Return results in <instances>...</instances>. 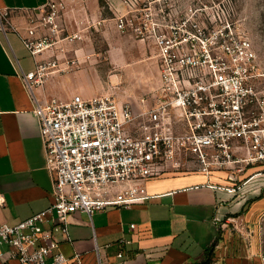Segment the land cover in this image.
Listing matches in <instances>:
<instances>
[{
  "label": "built area",
  "instance_id": "built-area-1",
  "mask_svg": "<svg viewBox=\"0 0 264 264\" xmlns=\"http://www.w3.org/2000/svg\"><path fill=\"white\" fill-rule=\"evenodd\" d=\"M121 2L126 11L112 18L117 30L152 45L158 61L160 87L138 111L107 95L38 100L34 91L48 76L80 67L67 49L82 35L64 34L65 0H49L28 16L22 40L34 59L63 44V54L37 62V71L24 76L34 96L54 203L15 226L0 225V246L9 248L0 252L3 263L68 264L46 224L68 234V220L77 212L92 218L110 208L144 205L151 198L147 181L170 171L194 168L209 176L240 163L264 165V91L254 85L260 65L253 42L234 20V1ZM9 16V9L0 8L4 31ZM128 244L118 243L121 264H127ZM97 252L98 264H106ZM74 260L83 264L80 254Z\"/></svg>",
  "mask_w": 264,
  "mask_h": 264
},
{
  "label": "crops",
  "instance_id": "crops-1",
  "mask_svg": "<svg viewBox=\"0 0 264 264\" xmlns=\"http://www.w3.org/2000/svg\"><path fill=\"white\" fill-rule=\"evenodd\" d=\"M48 1L0 0V8L10 10L8 29L2 30L0 24V225L15 226L54 203L53 179L33 113L34 96L24 76L37 71V62L63 54L59 50L63 44L36 60L22 40L29 26L28 16ZM65 1L64 34L79 31L82 40L87 25L92 27L95 21L104 20V31L111 27L114 13L126 11L121 0H106L110 18L104 14L100 0ZM114 28L117 30L115 23ZM105 42L108 67L101 68L99 56L93 55L95 50L83 48L78 41L67 54L70 51L69 56L78 57L80 67L75 72L48 76L35 89V97L44 101L107 95L140 110L141 101L151 100L160 87L158 61L145 54L127 53L129 44L119 45L106 34ZM104 79L109 84L121 81L125 90L116 92ZM261 178V164L238 171L215 170L209 176L194 168L170 171L147 181L151 198L144 205L110 208L92 218L77 212L68 220V234L51 224L44 229L53 230L58 251L70 259L68 264H77L76 254L82 255L83 264H98V250L106 264H121L117 252L122 239L131 241L126 245L127 264H263L261 250L244 232V225L264 214V185L256 183ZM228 188L240 190L231 194ZM131 225L136 228L131 229ZM8 249L0 246V252ZM0 264L20 263L10 260Z\"/></svg>",
  "mask_w": 264,
  "mask_h": 264
},
{
  "label": "rangeland",
  "instance_id": "rangeland-1",
  "mask_svg": "<svg viewBox=\"0 0 264 264\" xmlns=\"http://www.w3.org/2000/svg\"><path fill=\"white\" fill-rule=\"evenodd\" d=\"M233 1L235 3L236 11L234 20L237 25L240 26L241 30L246 34V36L251 39L258 55L261 78H258L254 85L259 91H264V0ZM100 3L104 14L110 18V10L107 6L106 0H100ZM111 23L113 26L111 25V27H108V29L105 28L104 31L102 30L103 26L97 29L87 25V30L85 32L86 37L85 39L79 41L82 43L83 48L88 46L89 48L95 50L93 51V55L99 56V60L101 61L99 62V66L101 68L108 67L107 59H105L108 50V44L105 42V34L108 37L111 36L112 39L116 40L119 45H123L124 43L129 44L130 47H128L127 53L134 56L145 54L149 57H153L154 60L157 61L156 51L152 45L145 47V45L139 43L133 38L131 39L130 37L120 35V33H118L114 28V22L111 21ZM67 35H69V33H66L65 36ZM69 48L70 46H68V49ZM69 53L70 51L68 54ZM103 76L105 78V75ZM104 80L108 83V80ZM109 85V87H112L111 89H114L118 93H122L125 90L124 84L122 85L121 81ZM132 130L133 132H136L138 127H134ZM238 157L240 159L244 158L243 155L240 154ZM248 166L250 165L247 163H240L233 169H230V171H238L240 169L242 170ZM256 183L264 185V178L256 181ZM244 228V232L250 237L255 245L261 250V252L264 253V214L260 218H257L255 222L244 225Z\"/></svg>",
  "mask_w": 264,
  "mask_h": 264
}]
</instances>
